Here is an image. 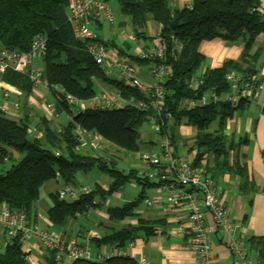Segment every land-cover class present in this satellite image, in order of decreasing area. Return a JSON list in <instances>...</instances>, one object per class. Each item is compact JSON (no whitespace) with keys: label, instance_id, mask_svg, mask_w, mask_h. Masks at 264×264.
Returning <instances> with one entry per match:
<instances>
[{"label":"trees","instance_id":"trees-1","mask_svg":"<svg viewBox=\"0 0 264 264\" xmlns=\"http://www.w3.org/2000/svg\"><path fill=\"white\" fill-rule=\"evenodd\" d=\"M116 1L121 12L128 18V27L134 37V40L129 41L139 43L140 40L150 39L145 31L147 22L153 21L159 25L155 38L162 44V58L140 59L137 52L129 54L123 48H118L117 52L135 64L159 63L169 68L162 83L166 97L165 108L171 114V121L167 124L169 137L174 144L181 139L178 131L181 123L194 128L196 133L192 148L197 149L196 159L205 156L207 159L212 155L214 165L211 169H214V174L238 176L242 179L239 188L252 194L254 190L247 181L245 161H239L236 156L231 157V152H237L247 144L248 138L239 135L234 139L225 133L226 120L245 102L232 104L219 101L189 110L181 108L180 104L183 99L198 96L205 91H225V74L230 70L254 73L246 63L252 44L260 35L264 36V15L259 10L260 0H192L189 5L181 8L173 5L174 0ZM68 2L0 0V47L24 52L29 50L36 35L46 36V51L36 66L41 69V79L54 102L52 113L44 109L45 112L38 113L33 122L27 114L30 111L18 120L0 112V204H5L9 209L25 211L33 221L36 216L33 205L44 183L59 178L64 184H71L76 172L89 173L96 168L110 178L106 189L93 184L90 192L80 193L74 199H60L57 191L51 193L52 206L46 210V217L52 225L63 226L69 218L84 212L88 207L99 206L108 196L133 180L140 186L136 199L106 208L109 220L121 221L135 214L134 208L143 197V191L153 183L139 177L136 169H117V155L113 158L109 154L104 159L97 154L100 151L106 152V147L111 150L114 148L115 151H137L140 147L139 129L145 123L146 114L129 105L114 109L87 105L80 109L65 96L71 95L77 101L87 104L104 87L112 91L118 89L125 97L134 95L144 98V95L123 84L116 72L106 75L94 62L86 50L85 41L74 36L67 22ZM214 38L228 43L242 41L243 52L237 60L227 59L219 67L205 68L200 72L205 57L198 50V45L203 40ZM104 42L108 47L109 44L114 45L113 42ZM38 62L42 66H38ZM196 77L202 79V84L193 89L189 82ZM1 79L16 87L25 99L33 97L32 84L27 75L6 70ZM29 127L33 130L30 131ZM91 134L104 140V146L97 152L87 146H80V135L88 138ZM262 157L264 160V151ZM6 160L12 163L8 168H2ZM251 194L249 203L252 200ZM155 222L139 218L135 224L111 227L101 237L90 240L95 246L108 243L115 250L124 251L123 248L135 238L154 234ZM248 243L249 250L254 252L256 260L262 264L264 236H252ZM39 249L43 251L39 264H57L55 251ZM115 250L110 251L112 254L102 261L76 259L65 264H137L134 258L126 253L118 255ZM24 255L18 236L12 237L2 246L0 264H30Z\"/></svg>","mask_w":264,"mask_h":264},{"label":"built area","instance_id":"built-area-1","mask_svg":"<svg viewBox=\"0 0 264 264\" xmlns=\"http://www.w3.org/2000/svg\"><path fill=\"white\" fill-rule=\"evenodd\" d=\"M67 22L71 25L74 36L85 41L88 54L106 75L116 72L123 84L141 91L144 95V98L134 95L125 97L118 89L101 90L87 104L77 101L71 95L65 96L69 102H75L80 109L87 105L104 109L129 105L146 114L147 127L160 137L158 140L160 153L142 155L143 165L137 170V175L153 183L164 193L161 196H143L141 198L143 204L147 207L163 206L166 212L178 213L180 221L174 226L173 234L184 239L185 248L193 256L194 264H213L209 238L212 231L219 237H226V246L234 263L257 264L255 255L248 254L239 234L242 225L231 219L229 209L219 195L211 171L206 166V156L195 161L197 149H192L193 151L191 150L185 157L179 156L174 142L167 133L171 114L165 108L166 97L162 83L169 73V68L163 64L152 63L149 68L150 80H142L134 63L127 57L116 54L105 44L99 37L97 25L101 22L112 25L115 22L106 0H69ZM128 38L134 40L132 34H129ZM46 43V36L38 34L32 39L28 51L0 47V97L2 98L0 112L10 114L6 101L11 93H17L16 90L12 91L11 85L1 79L2 73L6 70L27 75L35 95L39 98L43 96L39 89L45 85L41 79V69L36 63L44 55ZM137 55L140 59H160L163 57L162 44L157 40L154 46L138 49ZM225 81L227 89L222 93L214 90L205 91L198 96L183 99L180 107L189 110L219 101L232 104L239 101L256 102L259 94L264 90V81L255 74L230 70L225 74ZM201 84L202 79L198 77L189 82V86L193 89H197ZM27 101L33 105L38 103L33 97H28ZM41 102L39 103L41 107L52 113L54 104L46 100ZM29 130L33 128L29 127ZM78 132L80 133L79 130ZM79 141L80 146H87L94 152L104 146V140L96 134H91L88 138L80 135ZM92 188L93 186L77 188L70 183H63L57 193L60 199H74L80 193L90 192ZM206 217L209 219L208 222ZM42 218L41 213H37L35 220L32 221L25 211L9 209L5 204H0V246L6 245L12 237L18 236L25 259L31 262V251L34 244H37L44 250L55 251L57 264L69 263L76 259L102 261L112 254L104 252L93 255L88 247L78 245L73 239H66L63 233L40 226L36 219ZM133 244L134 241H131L128 246ZM115 251L118 255H125V251L121 249ZM137 264L152 263L140 258Z\"/></svg>","mask_w":264,"mask_h":264},{"label":"crops","instance_id":"crops-1","mask_svg":"<svg viewBox=\"0 0 264 264\" xmlns=\"http://www.w3.org/2000/svg\"><path fill=\"white\" fill-rule=\"evenodd\" d=\"M192 0H174L173 5L176 7H183L189 5ZM109 7V6H108ZM110 9V8H109ZM260 12L264 15V0H260ZM125 16V15H124ZM116 23L109 25L106 22H101L97 25L98 32L101 38L109 43H114V45L109 44V48L113 50L116 54L118 48L125 49V52L131 54L136 53L138 49L142 47H151L157 42L155 34L159 29L153 21L146 23L145 31L150 37L148 40L139 41V43L129 41L128 35L131 34L128 27V18L125 17L118 21V26L127 28L124 32L110 33L109 37H104L101 35V30L104 24L109 28L113 27ZM103 31V30H102ZM114 34V35H112ZM131 43L130 45H127ZM244 48V43L242 41H235L228 43L222 39L214 38L211 40H203L198 45V50L204 55L205 60L200 68V72H203L205 68L219 67L223 61L227 59L237 60ZM135 64V63H134ZM149 64H135L138 69V76L142 80L149 81ZM246 66H249L259 79L264 81V36H259L251 48L249 49V57L247 59ZM12 91L16 90L17 93H11L9 100L6 101L10 116L13 118L22 119L25 112L30 111L32 108L36 109L33 113L28 112L29 120L32 122L36 119L37 113L40 111L43 114L44 109L39 103L36 105L29 104L27 99H25L18 89L11 86ZM41 95H46L45 98L50 99L48 96L50 93L45 87L39 89ZM33 94H35L32 91ZM30 97V96H29ZM49 97V98H48ZM26 101V104H25ZM2 103V102H1ZM34 106V107H33ZM264 90L259 94L258 100L256 102L245 103L241 108L237 109L231 117L226 120L225 133L232 138L237 139L239 135H245L248 138L247 144L241 146L237 152H231V157L236 156L239 161H245L247 168V181L252 185L254 192H244L239 188L242 184V179L238 176L223 174H214V169H211L214 165L212 161L213 156L208 157V163L206 166L211 171L214 183L218 189L219 195L222 198L224 204L228 207L231 219L242 225V229L239 234H241L244 246L248 251V254L253 256L254 252L249 250L248 239L252 236H264V160L262 157V151H264ZM23 115L22 117H20ZM63 118V117H61ZM55 120V119H54ZM58 121V119H57ZM183 127L185 129H183ZM178 131L180 135H186V146L183 145L182 148L186 150V156L191 152L193 137L196 130L188 125L180 124L178 126ZM187 139H190L187 141ZM105 144V143H104ZM107 145V144H106ZM191 147V148H190ZM176 153H178V148L175 144ZM190 149V150H189ZM193 151V150H192ZM205 158V162H207ZM196 159L195 161H199ZM146 169V168H145ZM58 178L52 179L54 182H60L59 185L47 181L44 186L39 190V198L33 205V213H41L42 219H36V222L40 226L46 227L50 231L63 233L66 239H73L80 246H87L92 253H104L115 250L112 244H102L100 246H95L90 240L91 238H99L113 228L124 227L128 224L137 223L138 219H150L156 221L154 224L155 233L147 237L140 236L135 238L134 244L132 246H125L123 249L126 255L139 260L140 258L147 259L152 264H194L193 256L186 250L184 245V239L178 235L173 234V228L178 224L180 219H178V213L166 212L163 206L147 207L144 213L140 216L138 214L121 220L122 225L111 224L112 220H109L106 208L109 206H116V200L121 197L118 191L114 192L108 196L102 204L96 207H88L84 212L76 214L74 217L69 218L65 225L56 226L52 225L46 217V210L52 206V200L50 198L51 193H55L59 187L63 184V181ZM96 181V180H95ZM93 182L88 186L93 184H98L102 188L106 189L109 184H101L99 182ZM110 182V181H109ZM154 189L152 196H161L164 191H159L157 186H150ZM148 188V187H147ZM252 197L249 203L250 195ZM148 196V197H152ZM114 200L113 204L112 201ZM135 200V199H134ZM132 201V200H131ZM147 211V212H146ZM81 214H90L93 218L91 224L87 226L74 225L75 218ZM208 222V218L206 217ZM114 222V221H113ZM210 244L213 254V264H236L234 263L233 257L227 249L226 237L218 236L217 233L213 231L209 234ZM39 247V246H38ZM34 249V246H33ZM33 249L31 251V263L42 260L43 251L41 256L38 258L33 255ZM257 264L258 261H257ZM264 264V262L262 263Z\"/></svg>","mask_w":264,"mask_h":264},{"label":"rangeland","instance_id":"rangeland-1","mask_svg":"<svg viewBox=\"0 0 264 264\" xmlns=\"http://www.w3.org/2000/svg\"><path fill=\"white\" fill-rule=\"evenodd\" d=\"M107 4H108L111 12L113 13V16L116 20V23L111 28H109L107 25L104 24L103 29H102L103 31L101 30V35L104 37H106V36L109 37L110 33H112V32L114 34H116L118 32L119 33L124 32L127 29V28L118 26V21H120L121 19L126 17L121 12L118 2L116 0H108ZM114 34H112V35H114ZM38 66H42V64L40 62H38ZM112 76H115V74H113ZM103 89L112 91L111 88H105L104 87ZM47 91H48V89H47ZM45 96L46 95H43L41 98H39V96H37L35 94L33 95V97L38 101V103H40L42 100H46L47 102L54 103L51 94L48 95L50 97V99H47V97L45 98ZM35 111H36V109L32 108L30 110V113L34 114ZM38 113L40 114L41 112L39 111ZM61 117H63V116H61ZM16 119L18 120V118H16ZM183 129H185V128L183 127ZM179 134H180V132H179ZM180 137L182 140L180 139L176 143V146L178 148V153H179L178 155L185 157L186 156V150L182 147H183V145L186 146L185 138H187V137L185 134H184V136L180 135ZM139 139H140V147L137 151H134V152L124 151L122 149L115 151L114 148H112V150H111L110 147H106V152L100 151L97 155L104 158V159H107L109 157V154H111L113 156V158H115V155H117V163H116L117 169L124 170V171H126L128 169L138 170L143 165V162L141 160L142 155H144L145 153H152V152H155L158 154L160 153V147L158 144V140L160 139V137L156 133H154L152 130H150L147 127L146 123H142V125L139 129ZM149 140H151L152 142H147ZM189 140L190 139H187V141H189ZM11 163H12L11 161L6 160L3 162L1 167L2 168H8L11 165ZM95 180L101 184H108L110 181V178L105 172H102V171L94 168L89 173H83L80 171L76 172L74 175V181L71 184L77 188L78 187H86L89 184L93 183ZM51 182L55 183L56 186L61 183V181L58 183V182H54L52 180H51ZM44 184H43V186H44ZM118 192L120 193L121 197L116 200L115 204L121 205L125 202L136 199L138 193L140 192V186L132 180V181L125 183L118 190ZM153 193H154V189L152 187H148V188H145L142 195L143 196H152ZM113 202H114V200L112 201V204H113ZM145 210H147L146 206L140 200L137 203V206L134 208L135 214L132 215L131 217H129L128 219L130 220L132 217H135L137 214H138V216L142 215ZM139 212H141L142 214ZM92 219L93 218L90 216V214H87V215L81 214L80 216H77L74 219L75 220L74 225L87 226L88 224H91ZM111 224L122 225L120 221H114V222L111 221ZM54 227L57 228L55 225H54ZM58 227H60V226H58ZM1 250H2V246H0V252H1ZM32 253L34 256H37L38 258L41 256L42 251L39 249L37 244H34V249H33ZM40 262H41V260L39 262L34 261L30 264H39Z\"/></svg>","mask_w":264,"mask_h":264}]
</instances>
